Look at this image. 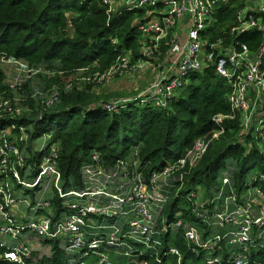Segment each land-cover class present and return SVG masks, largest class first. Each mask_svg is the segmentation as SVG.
<instances>
[{
    "label": "built area",
    "instance_id": "1",
    "mask_svg": "<svg viewBox=\"0 0 264 264\" xmlns=\"http://www.w3.org/2000/svg\"><path fill=\"white\" fill-rule=\"evenodd\" d=\"M225 1L122 0L125 9L164 5L160 13L138 26L153 46L142 47L146 60L158 52L168 34L172 36L161 77L144 98L134 102L151 101L165 107L191 73L211 65L230 84L228 102L232 112L240 115L242 129H251L258 117L256 128L264 140V23L250 13L253 8L248 3L237 12L239 24L232 33L263 32L262 44L253 54L244 46L238 50L231 43L225 44L223 39L208 43L204 35L215 21L214 6ZM252 1L255 6L257 0ZM255 12L264 14V0ZM0 61L20 66L26 78L41 71L14 57ZM129 65L122 57L105 72L80 79L107 82L134 67ZM42 73L53 74L48 70ZM72 84L67 82L65 88ZM8 87L14 91L20 85L16 81ZM43 99L42 104L52 107L58 102L57 88L53 86ZM0 101V115L23 112L20 106L11 107L8 100ZM125 103L108 102L105 108L117 111ZM260 109L262 113L256 116ZM233 117L215 115L213 122L219 129L212 138L221 134L223 122ZM6 134L10 136L0 140V259L36 262L51 257L56 247L64 253L67 264H90V259L91 264H148L149 254L154 264L168 262L170 257H176L177 264H260L257 254L264 251V193L257 188L248 190L239 202L223 173L216 192L207 195L199 186L190 188L178 202L173 218L163 216L171 191L179 193L185 175L206 152L209 141L205 137L198 138L176 161L150 173L143 170L136 153L109 166L93 153L81 165L79 184L74 185L62 178L55 145L44 140L32 153L23 129ZM261 179L264 181V176ZM189 205L195 219L203 223L202 229L184 224L181 211ZM179 228L184 229L187 247L198 257L195 262L183 261L177 247L162 239ZM204 230L209 234L203 238Z\"/></svg>",
    "mask_w": 264,
    "mask_h": 264
},
{
    "label": "trees",
    "instance_id": "2",
    "mask_svg": "<svg viewBox=\"0 0 264 264\" xmlns=\"http://www.w3.org/2000/svg\"><path fill=\"white\" fill-rule=\"evenodd\" d=\"M111 1L115 4L103 0H0V59L14 57L30 68L39 67L38 76L46 70L52 72L47 77L58 90V102L52 107L36 106L21 88L9 89L0 61V99L8 100L11 107L26 108V113L5 111L0 115V140L10 136L4 130L7 127L14 134L23 129L32 153L47 140L56 146L57 165L64 181L72 180L78 185L79 169L93 153L106 166L136 153L143 170L150 173L176 161L198 138L205 137L209 141L206 152L185 175L179 193L174 190L170 193L163 211L166 220L173 218L178 202L190 188L199 186L207 195L216 192L223 173L229 177L232 193L239 202L250 189L257 188L264 193L261 179L264 140L256 128L259 118L251 129H242L240 115L232 112L228 102L230 84L211 65L191 73L168 98L165 107L151 101H133L126 102L117 111H108L105 104L109 101H99L90 88L87 91L79 88L77 78L81 74L103 73L126 54L132 63L148 59L141 49L151 44L138 26L160 13L164 5L160 2L125 9L122 0ZM246 6L247 0L217 3L213 12L215 21L204 35L207 42L223 39L225 44L231 43L238 50L244 46L251 54L255 53L262 44L263 32L251 29L232 33L239 24L237 12ZM250 11L264 23V14ZM171 39L170 33L152 55L159 53L164 60L172 46ZM67 82H73L69 89L65 88ZM260 113L261 109L256 116ZM217 114L234 117L226 119L223 132L212 138L219 129L213 122ZM181 212L186 226L203 228L190 205ZM208 234L209 230H204L202 237ZM162 239L177 247L183 261L195 262L198 258L187 247L184 229L179 228L172 235L167 233ZM257 255L259 263L264 264V251ZM152 260L149 254L148 264H154ZM0 264L67 263L64 253L55 247L49 258L23 263L0 259ZM161 264H177L176 257Z\"/></svg>",
    "mask_w": 264,
    "mask_h": 264
},
{
    "label": "rangeland",
    "instance_id": "3",
    "mask_svg": "<svg viewBox=\"0 0 264 264\" xmlns=\"http://www.w3.org/2000/svg\"><path fill=\"white\" fill-rule=\"evenodd\" d=\"M261 0L256 1V5L252 10L257 11ZM123 58L129 63L131 67L128 71L119 75L113 76L107 82H98L90 80L89 82L83 81L80 78L86 77L81 75L77 78L79 88L83 90H89L94 95L99 97V101L102 102H131L144 98L147 94V90H150L157 80L162 75V70L167 66L160 54L152 56V59L145 61H138L136 63L131 62L129 55H124ZM2 69L5 73V83L18 82L23 90V93L27 96H33L31 101L36 106H41L44 97L49 95V92L53 89L51 80L47 75L43 74L38 76L37 74L31 75L29 78L25 77V70L18 65H11L2 63ZM92 73H89L88 76ZM50 77V76H49ZM1 102V101H0ZM27 103V102H26ZM28 106V105H27ZM3 110V107L0 108ZM26 113V109L23 108V112ZM8 131V127L4 129ZM221 172V171H220ZM122 260V259H121ZM123 261V260H122ZM173 261V260H172ZM93 263L91 259L88 261ZM126 262V261H123Z\"/></svg>",
    "mask_w": 264,
    "mask_h": 264
},
{
    "label": "water",
    "instance_id": "4",
    "mask_svg": "<svg viewBox=\"0 0 264 264\" xmlns=\"http://www.w3.org/2000/svg\"><path fill=\"white\" fill-rule=\"evenodd\" d=\"M247 3H248L250 8H254V3L252 0H247ZM253 57H254V55H253Z\"/></svg>",
    "mask_w": 264,
    "mask_h": 264
},
{
    "label": "crops",
    "instance_id": "5",
    "mask_svg": "<svg viewBox=\"0 0 264 264\" xmlns=\"http://www.w3.org/2000/svg\"><path fill=\"white\" fill-rule=\"evenodd\" d=\"M185 19H186V18H185ZM185 19H184V20H185Z\"/></svg>",
    "mask_w": 264,
    "mask_h": 264
}]
</instances>
